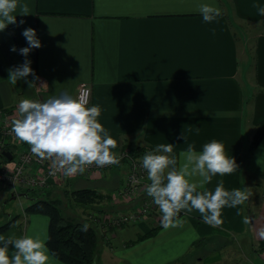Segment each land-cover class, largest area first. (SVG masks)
I'll return each mask as SVG.
<instances>
[{
    "label": "crops",
    "instance_id": "1",
    "mask_svg": "<svg viewBox=\"0 0 264 264\" xmlns=\"http://www.w3.org/2000/svg\"><path fill=\"white\" fill-rule=\"evenodd\" d=\"M24 2L33 14L18 15L17 24L0 32V108L25 98L43 102L60 91L75 96L77 85L86 82L91 87L89 106L100 107L98 120L117 141L113 152L124 143L149 152L158 144L172 143L171 156L179 164L188 144L195 143L202 151L205 143L215 139L235 158L238 169L213 177L206 187L214 191L222 181L226 190L247 188L249 193L245 204L222 209L224 223L218 227L205 223L197 210H182L180 223L167 228L160 223L136 240L132 239L151 227V219L122 225L107 236L99 231L106 257L100 263L169 264L196 245L229 234L256 250L253 246L264 239L259 236L264 228V134L248 153L244 150L255 123L264 116V16L255 7L264 6V0ZM198 3L214 4L222 14L205 23L195 10ZM29 27L36 29L42 43L27 57L39 77L31 88L23 80L16 85L8 81V69L26 59L10 49L27 46L21 33ZM44 82L47 89L41 87ZM11 162L0 158L2 164ZM124 171L121 163L110 165L88 176L64 177L49 189L91 186L102 196L91 204L107 206V195ZM0 191L12 196L20 192L3 186ZM248 211L252 222L245 225ZM47 225L48 215L23 209L0 235L46 237ZM101 248L94 252V261ZM211 254L204 261L221 258L217 251ZM57 264L67 263L57 258Z\"/></svg>",
    "mask_w": 264,
    "mask_h": 264
},
{
    "label": "clouds",
    "instance_id": "2",
    "mask_svg": "<svg viewBox=\"0 0 264 264\" xmlns=\"http://www.w3.org/2000/svg\"><path fill=\"white\" fill-rule=\"evenodd\" d=\"M255 7L259 15L264 16V6ZM195 10L205 23L222 14L218 6L209 3H198ZM31 14L32 9L24 0H0V32L11 24H17L18 15ZM23 23V20L19 21V24ZM21 34L27 46L17 49L12 45L10 50L18 51L26 59L8 69V81L16 85L23 80L31 88L39 77H35L31 60L27 57L33 49L42 47V43L34 28H25ZM29 75L35 79L29 81ZM41 87L47 89L48 85L44 82ZM100 115V107L89 106L84 95L74 97L60 91L43 102L27 98L20 100L11 130L17 141L30 146L33 156L51 162V174L62 173L70 178L83 173L92 164L103 167L120 163V157L112 151L117 148V141L99 122ZM184 138L187 143V138ZM174 146L172 143L158 144L154 151L142 158V167L147 170L151 181L146 192L162 213V226L167 228L180 223L178 216L182 210H197L205 223L221 226L224 223L222 209L245 204L249 193L247 188L226 190L222 181L214 191L206 185L217 175L235 172L238 169L235 158L227 154L222 142L214 139L205 143L202 151H197L195 143L188 144L187 149L180 153L178 164L177 158L171 156ZM237 215H240L239 211ZM251 222L250 217L244 216L245 225ZM259 236L264 238V228L259 231ZM46 240L39 234L0 235V264H57L56 254L48 248Z\"/></svg>",
    "mask_w": 264,
    "mask_h": 264
},
{
    "label": "built area",
    "instance_id": "3",
    "mask_svg": "<svg viewBox=\"0 0 264 264\" xmlns=\"http://www.w3.org/2000/svg\"><path fill=\"white\" fill-rule=\"evenodd\" d=\"M81 95H84L89 103L90 84L81 82L77 85L75 97ZM17 107L18 104L0 108V153L3 149H8L11 157L6 159L12 161L10 165L0 163V186L13 191L49 188L54 183L61 182L65 176L62 173L51 174L49 160L33 156L28 144L16 140L11 128ZM148 152L144 147L141 151H135L128 144L120 146L115 152L120 157L125 171L121 175V181L107 195V203L111 208H95L88 212V217L101 227L100 231L104 235L107 236L114 229L139 220L151 219L154 223L161 222L162 213L146 192L151 181L148 179L147 170L142 167V158ZM103 167L92 164L83 173L78 174L89 175L92 170L99 171Z\"/></svg>",
    "mask_w": 264,
    "mask_h": 264
},
{
    "label": "trees",
    "instance_id": "4",
    "mask_svg": "<svg viewBox=\"0 0 264 264\" xmlns=\"http://www.w3.org/2000/svg\"><path fill=\"white\" fill-rule=\"evenodd\" d=\"M263 134L264 116L255 123L254 131L244 153H248ZM124 144H128L131 149L135 151H141L143 148L138 144ZM0 158L6 159L7 157L3 153H0ZM29 189L34 190L35 188H25L24 190L28 193ZM67 189V187L62 188L63 192H67ZM46 192L49 193L52 191L48 188ZM69 192L74 196L77 202L82 204L91 203L98 197L102 198L101 194L96 192L95 188L91 186L70 188ZM48 193L45 195L36 194L33 196V198L24 205V211L42 212L48 215L46 243L48 248L56 254L58 259L67 264H94L93 257L99 236L96 224L87 217H76L75 215L71 216L63 213L61 207L58 205L59 198L50 196ZM96 208L99 210L106 209L103 206H96ZM247 215L249 217L251 212L248 211ZM18 216V213H14L1 221L0 231L9 226ZM160 223L161 222L151 225L148 230L137 234L136 238L132 240L151 234ZM192 244H195V242ZM253 248L264 258V239L258 240Z\"/></svg>",
    "mask_w": 264,
    "mask_h": 264
},
{
    "label": "rangeland",
    "instance_id": "5",
    "mask_svg": "<svg viewBox=\"0 0 264 264\" xmlns=\"http://www.w3.org/2000/svg\"><path fill=\"white\" fill-rule=\"evenodd\" d=\"M75 97V96H74ZM115 153V152H114ZM94 172V170H92ZM91 174V173H90ZM89 174V175H90ZM80 175V174H77ZM85 176H88L84 174ZM70 188H75L70 186ZM63 192L62 189L53 190L52 192H46L48 188L43 189H29L28 193L25 192L24 189H17L18 192L14 196H12L9 192L0 191V222L3 221L8 216L10 217L14 213H18L19 215L23 212L24 205L33 198V196L37 195H45L48 193L50 196H55L59 198L58 205L61 207L62 212L76 217H88V212L95 209L91 203L82 204L76 201L74 196L69 192ZM121 203H119L120 205ZM122 205V204H121ZM120 205V206H121ZM106 209H110L111 206H103ZM91 221H93L91 219ZM142 221V220H139ZM152 221V220H151ZM137 222V221H136ZM96 224L98 231H100L101 227ZM154 222H151L150 225H153ZM8 227V226H7ZM101 236L103 233L100 231ZM97 241V246L95 251L101 248V253L98 255L97 260L94 261V264H102L100 261L106 260V257L103 258V250L105 247L102 246V243ZM106 245V244H105ZM107 247V245H106ZM206 249V251H204ZM209 251V256H208ZM217 251L221 258L207 262L204 261L203 257H212L211 252ZM216 254V252H214ZM217 255V254H216ZM108 258V256H107ZM111 264L110 262H107ZM118 264H125V262H121ZM169 264H264V258L260 255L257 250H254L247 246L245 243H240L239 239L234 235H221L218 238H212L209 242L201 243L196 245V247L191 251L187 252L181 259L177 261H172Z\"/></svg>",
    "mask_w": 264,
    "mask_h": 264
},
{
    "label": "water",
    "instance_id": "6",
    "mask_svg": "<svg viewBox=\"0 0 264 264\" xmlns=\"http://www.w3.org/2000/svg\"><path fill=\"white\" fill-rule=\"evenodd\" d=\"M2 153L7 157L10 158L11 157V152L8 149H3Z\"/></svg>",
    "mask_w": 264,
    "mask_h": 264
}]
</instances>
